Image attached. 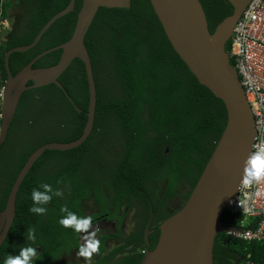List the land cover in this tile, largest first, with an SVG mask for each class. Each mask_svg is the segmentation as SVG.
I'll return each instance as SVG.
<instances>
[{
    "label": "trees",
    "instance_id": "obj_1",
    "mask_svg": "<svg viewBox=\"0 0 264 264\" xmlns=\"http://www.w3.org/2000/svg\"><path fill=\"white\" fill-rule=\"evenodd\" d=\"M212 33L231 14L227 0H199ZM69 0H0L9 28L0 37V86L4 85L5 53L31 43L42 26L64 9ZM82 0L74 10L58 18L37 44L8 57L11 74H16L37 54L67 41L75 26ZM13 9L20 10L9 15ZM84 44L90 57L96 88L93 126L77 147L65 151L45 150L20 184L15 200V217L0 246V264L30 244L27 229L35 227V264H56L79 251L82 232L64 228L59 219L69 214L114 222V231L98 235L99 252L81 264H139L145 249L152 250L159 237L157 226L181 208L210 157L226 121L221 100L199 84L168 41L149 0H131L129 8H99ZM229 41L226 43L228 50ZM60 50L39 58L33 67L58 63ZM232 65V60L229 61ZM84 63L75 58L58 77L71 97L70 103L55 84L24 91L5 141L0 145V209L30 154L50 142H70L83 131L88 108V85ZM31 82V81H30ZM28 82V84H30ZM77 109L80 110L77 111ZM119 148L115 156L107 151ZM50 184L51 190L42 187ZM183 184L189 190L180 192ZM162 186L160 197L151 187ZM37 189L51 197L37 202L45 215L29 212L31 193ZM183 204L169 211L172 199ZM90 199L95 212L86 214L81 203ZM66 210L61 212V208ZM133 209V229L122 232V224ZM152 212L146 246L143 233ZM221 223L238 226L241 216L225 210ZM113 242L112 248L107 243ZM264 264V242L216 236L213 264H239V257Z\"/></svg>",
    "mask_w": 264,
    "mask_h": 264
},
{
    "label": "water",
    "instance_id": "obj_2",
    "mask_svg": "<svg viewBox=\"0 0 264 264\" xmlns=\"http://www.w3.org/2000/svg\"><path fill=\"white\" fill-rule=\"evenodd\" d=\"M131 0H82L70 38L32 58L16 74H11L8 57L12 52H24L34 47L45 31L58 18L74 10L75 0L53 15L39 30L33 41L17 46L4 55L6 79L0 106V145L5 141L9 126L22 93L28 89L55 84L67 99L58 77L77 58L84 64L88 85V108L82 134L70 142L46 143L27 158L16 176L5 206L0 209V246L15 217V200L27 172L45 150L65 151L79 146L91 132L96 105V88L85 35L99 8H129ZM231 14L223 18L210 33L205 12L199 0H149L151 7L174 51L197 79L216 98L222 101L226 121L214 149L183 206L158 226L159 237L152 250L147 249L139 264H213V246L220 233H240V228L223 225L221 214L234 198L240 181L246 174V162L255 137L254 119L244 95L236 68L228 59L226 43L233 27L250 0H227ZM60 50L58 63L48 67H33L43 55ZM31 81V82H30ZM30 82V84H28ZM77 111L80 112L79 109ZM152 212L144 228L143 239L149 245V225ZM260 220L249 227L256 230ZM246 229V228H245ZM246 230V231H249ZM242 234V233H240Z\"/></svg>",
    "mask_w": 264,
    "mask_h": 264
},
{
    "label": "built area",
    "instance_id": "obj_3",
    "mask_svg": "<svg viewBox=\"0 0 264 264\" xmlns=\"http://www.w3.org/2000/svg\"><path fill=\"white\" fill-rule=\"evenodd\" d=\"M8 24V19L2 17L0 9V37ZM226 51L229 61L233 62L231 66L236 68L253 115L255 137L251 146L252 153L255 146L264 144V0H250L247 3L233 27ZM2 92L3 86H0V106ZM245 179L246 174L234 198L225 207L227 213L241 216L237 227H243L240 228L242 234L231 232L228 235L245 241L264 242V180L247 184ZM258 220L261 221L259 227L249 230V226ZM240 264L258 263L248 255Z\"/></svg>",
    "mask_w": 264,
    "mask_h": 264
},
{
    "label": "clouds",
    "instance_id": "obj_4",
    "mask_svg": "<svg viewBox=\"0 0 264 264\" xmlns=\"http://www.w3.org/2000/svg\"><path fill=\"white\" fill-rule=\"evenodd\" d=\"M9 28L10 26L6 25ZM7 28V29H8ZM246 179L245 183L251 184L253 181L260 182L264 180V144L254 147V150L250 154L245 167ZM47 190H51L50 184H43ZM31 198L33 201L32 207L29 208V212L36 215H45L47 209L42 207H37V202H47L51 197L43 192L33 189L31 193ZM66 210V206L61 208V212ZM59 224L64 228H71L76 233L85 232L92 224V217L81 216L78 218L77 214H69L68 216H63L59 219ZM95 236V232L92 233ZM86 243L79 247L78 255L87 258L89 261L93 253L99 252L100 241L98 239H91L87 235L84 236ZM26 241H31L30 244L22 247L19 253L16 255H8L3 259V264H35V261L40 259V255L36 250L37 234L35 227L27 229Z\"/></svg>",
    "mask_w": 264,
    "mask_h": 264
},
{
    "label": "rangeland",
    "instance_id": "obj_5",
    "mask_svg": "<svg viewBox=\"0 0 264 264\" xmlns=\"http://www.w3.org/2000/svg\"><path fill=\"white\" fill-rule=\"evenodd\" d=\"M16 12H20V10L17 9H13L10 11L9 15L11 16V18L13 17L14 14H16ZM8 23H10L8 21ZM9 25V24H8ZM8 28V27H7ZM119 148H112L109 149L107 151L109 156H115L117 155V153L119 152ZM152 188H154L155 190V196L158 198L161 195L162 192V186L159 187H155L154 185H151ZM189 190V187L187 184H183L180 192H187ZM183 204V200L180 197L174 198L173 200H171V202L169 203V208L171 209V211L179 208L181 205ZM81 207L83 208V210L85 211L86 214H90L95 212V205L93 204V202L88 199L84 202L81 203ZM134 221H135V214L133 209H131L128 214L127 217L124 220L123 223V231L124 233H127L129 231H131L134 227ZM113 231V226L111 223H103V222H99L96 225L90 226L87 230L86 233L82 232L80 240H81V244L84 245L86 243V240L84 239V236L87 235L89 238L91 239H95L97 237V235H100L102 233H109ZM95 232V236L92 235V233ZM114 246L113 242H108L107 243V248H112ZM93 255L91 257V260H93ZM90 260V261H91ZM85 261H89L87 258L84 257H80L78 255H75L74 257H64L62 259H60V261H58L57 264H81ZM235 262H233L232 264H234Z\"/></svg>",
    "mask_w": 264,
    "mask_h": 264
},
{
    "label": "flooded vegetation",
    "instance_id": "obj_6",
    "mask_svg": "<svg viewBox=\"0 0 264 264\" xmlns=\"http://www.w3.org/2000/svg\"><path fill=\"white\" fill-rule=\"evenodd\" d=\"M182 199V198H181ZM173 200V199H172ZM183 200V199H182ZM169 211H171V209L169 208ZM99 222H103V223H111L112 224V226H113V231H114V227H115V223L114 222H106V221H104V220H99L97 223H99ZM97 223H95L94 225H96ZM124 223V222H123ZM93 226V225H92ZM149 230H151V232H150V234L149 235H151V234H153L154 232H155V229L154 228H150V225H149ZM112 231V232H113ZM122 232L124 233V231H123V224H122ZM130 232V231H129ZM129 232H127V233H124V234H128ZM110 233V232H109ZM98 238V235H97V237L95 238V239H97ZM80 243H81V240H80ZM82 245V244H81ZM148 249V248H147ZM147 249H145V251L147 250ZM75 255H78V251H75V252H73L70 256H64V257H67V258H69V257H74ZM94 255H95V253H93V257H94ZM78 256H80V255H78ZM63 257V258H64ZM80 257H82V256H80ZM242 260H243V257H239V259H238V262H239V264L242 262ZM60 261V260H59ZM85 262H87V261H85ZM85 262H83V263H85ZM58 263V262H57ZM56 263V264H57ZM69 264H71V263H69Z\"/></svg>",
    "mask_w": 264,
    "mask_h": 264
},
{
    "label": "bare ground",
    "instance_id": "obj_7",
    "mask_svg": "<svg viewBox=\"0 0 264 264\" xmlns=\"http://www.w3.org/2000/svg\"><path fill=\"white\" fill-rule=\"evenodd\" d=\"M144 254V253H143Z\"/></svg>",
    "mask_w": 264,
    "mask_h": 264
}]
</instances>
